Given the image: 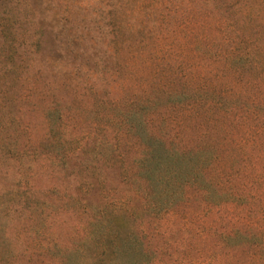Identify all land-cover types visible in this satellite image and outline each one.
I'll use <instances>...</instances> for the list:
<instances>
[{
	"label": "rangeland",
	"instance_id": "1",
	"mask_svg": "<svg viewBox=\"0 0 264 264\" xmlns=\"http://www.w3.org/2000/svg\"><path fill=\"white\" fill-rule=\"evenodd\" d=\"M150 12L151 0H0V264L217 253L189 246L198 226L171 229L180 209L151 211ZM181 36L159 46L184 72L199 44Z\"/></svg>",
	"mask_w": 264,
	"mask_h": 264
},
{
	"label": "trees",
	"instance_id": "2",
	"mask_svg": "<svg viewBox=\"0 0 264 264\" xmlns=\"http://www.w3.org/2000/svg\"><path fill=\"white\" fill-rule=\"evenodd\" d=\"M150 18L151 211L180 209L200 254L217 242L194 264H264V0H151ZM190 33L183 72L159 45Z\"/></svg>",
	"mask_w": 264,
	"mask_h": 264
}]
</instances>
